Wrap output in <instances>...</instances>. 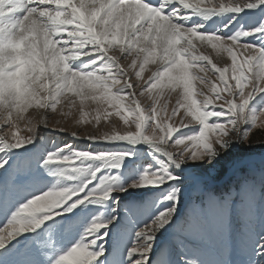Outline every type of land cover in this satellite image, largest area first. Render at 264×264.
Instances as JSON below:
<instances>
[{
	"label": "snow or ice",
	"instance_id": "snow-or-ice-1",
	"mask_svg": "<svg viewBox=\"0 0 264 264\" xmlns=\"http://www.w3.org/2000/svg\"><path fill=\"white\" fill-rule=\"evenodd\" d=\"M258 6H264V0L231 4H213L211 0H158L156 4L150 0H0V111L3 113L0 125L4 126L0 128L3 134L0 190L4 187L18 190L20 161L10 163V153L26 148L36 138L38 127L23 113L31 107L55 112L64 101L75 105L76 101L66 93L80 100L81 114L84 101L90 100L107 105L99 109L105 118L113 114L109 108H115V115L126 124L129 113L135 117L132 122L135 131L100 137L91 135L85 139L93 143H144L166 158L159 171L153 172L149 166L138 181L121 188H113L114 176H105L95 184L93 181L105 166L118 169L124 156L76 153L73 158L56 154H47L43 160L37 158V167L49 169L60 161L57 165L65 166L68 172L84 179L73 188L54 186L30 195L23 203L7 210L0 202V216L4 218L7 211L6 224L0 226V264H95L104 254L103 245H99L98 251L90 249L107 235L106 230L116 222L115 217L104 223L94 219L79 239L55 260L46 255L50 241L46 235L39 239L41 233L37 230L56 215L72 213L85 203L108 201L114 193L145 186H167L170 190L164 198L166 207L136 232L138 242L134 241L126 256L131 264H151L156 234L174 223L180 203L179 178L171 175L167 168L179 169L189 162L211 164L234 140L247 141L251 128L264 118V103L258 110H249L250 103L264 93V47L240 42L243 37L264 34V22L251 32L220 36L199 31L202 24L188 26V21L197 14L207 19L225 13L239 14ZM230 23L225 28H229ZM261 39L264 40V35ZM195 42L227 53L231 64L220 68L212 63L209 55H197ZM125 60L128 63L122 66ZM77 61L80 64L73 68ZM149 64L157 66L142 83V73ZM210 67L211 74H219V84L207 78ZM194 81L210 87L211 94H205L202 89L195 91ZM165 88L181 89L172 111L167 113V120H173L181 109L185 117L191 118H181V126L190 131L175 139L173 133L180 132L181 128L165 127L167 120L161 116L162 112H167V104L158 108V96L152 97L151 110L146 117L138 99L146 92L150 94L154 89ZM197 95L203 96L199 102L194 98ZM13 113H16L15 118ZM99 119L98 115L97 122ZM20 121L28 126L26 137L17 135ZM37 123L47 127L46 121ZM71 135L79 138L76 132ZM180 145L183 148L177 152L169 150ZM70 147L65 145V148ZM81 160L105 163L85 175L86 169L74 167ZM109 160L116 163L107 165ZM56 175L65 180L74 179L63 171ZM262 188L264 177L260 181L244 179L238 187L217 196L205 192L202 184L195 182L185 219L176 225L172 245L162 250L160 264H237L235 257L239 258V264H264ZM116 203L113 200V204ZM234 219L238 222L235 231ZM24 233H36L26 248H34L40 255L39 260L31 255L18 262L11 259L17 247L12 242ZM193 241H211L214 255L205 258L202 253L192 251Z\"/></svg>",
	"mask_w": 264,
	"mask_h": 264
},
{
	"label": "rangeland",
	"instance_id": "rangeland-1",
	"mask_svg": "<svg viewBox=\"0 0 264 264\" xmlns=\"http://www.w3.org/2000/svg\"><path fill=\"white\" fill-rule=\"evenodd\" d=\"M233 2H242V0H211V3L213 4H231ZM259 13L261 15L258 16L257 19L263 20V11H259ZM251 14L252 13H247L246 16L249 17ZM247 20L248 19H246V22L249 23L250 19L248 21ZM257 26L258 25H251L246 28L251 30L256 29ZM217 35L224 36L225 34L219 32ZM261 36L262 35L259 36L256 43L259 46L264 47V40L261 39ZM196 54L201 55L197 52ZM203 54L208 55L205 51ZM224 54L227 55L226 59L228 58L230 60L228 54ZM240 59H242V57ZM127 63L128 61H123L122 66ZM203 63H207V61H204ZM229 63L231 64V60ZM79 64V61L74 63V65L77 66ZM156 66L157 65L154 64L145 66V71L141 76L142 83L151 74L150 70L155 69ZM191 71H195V69H192ZM209 72L211 74V67ZM199 75L204 74L199 73ZM218 75V73L214 75L211 74L208 75L207 78L213 83L219 84ZM227 75L230 77V70ZM132 82L135 83V77H133ZM232 83L234 84V81ZM193 84L195 91H200L202 89L205 94H211L210 87H206L196 81H194ZM180 91L181 89L179 88H177L175 91L168 88H165L162 91L159 89H154L150 94L146 92L144 96L138 97L142 109L145 110L146 117L147 112L151 110L150 105L153 103L152 97L158 96V108L164 104H167V112L161 113V116L167 120V113L172 111L173 106L176 104L177 93ZM222 95H227V93H222ZM66 96L75 100V105L67 104V101H64L57 106V110L55 112H53L51 109L31 107L23 113V115L27 117L32 124L38 127L36 138L39 139V144L37 143L35 146V140L32 143L33 145L29 144L26 147L28 148L26 152H29V154L25 156L16 157L10 154L12 158L10 163L16 160L20 161V178L17 181L18 190H11L8 187H4L2 190H0V201L3 202V206L6 210L14 207L18 203H23L24 200L30 195L51 190L54 186L58 189L65 187L73 188L78 185L80 180L84 179L83 176L79 177L74 173L68 172L65 166L57 165L61 163L60 161H56L49 169L37 167L35 163L37 158L43 160L47 154H56L58 157L67 156L69 158H73L76 153L85 152L91 154L92 152L94 153L98 150H102L101 152H98V154H100L104 153L105 150L107 153L114 154L110 156H124L125 158L119 162L120 167L118 169L106 168L108 166H105L103 171L97 173V180H95L97 182H99V180L105 176L116 177L117 185H115L113 188L127 187L132 182L138 181L140 179L141 175L144 174L145 168L151 166V171L157 172L159 171L160 166L165 163L166 158L163 157L162 154L155 152L153 149L150 150L146 149L145 147V149H136L121 146L116 144L117 142L93 143L90 140L85 139V137L91 135L100 137L105 134L111 135L114 132L125 134L129 130L135 131V126L132 123L135 117L132 113H129L127 117L128 123L126 124L120 119V116L115 115V108H109L108 111L113 114L105 118L103 112L99 109L101 106L103 108H107V105L103 104L102 102L94 103L90 100L84 101V112L81 114L79 111L80 100L74 97L71 93H66ZM194 98L199 102L203 99V96L197 95ZM219 103L220 101H217V104ZM261 103H264V93L250 103L249 110H258ZM133 107H135V105H133ZM125 111H127V109H125ZM41 113L45 114L44 121L47 122V127H45L43 123V125H39L37 123V117H39ZM2 114V111H0V115ZM15 115L16 113H13V118H15ZM98 115L100 117L99 122L96 120ZM182 117H184L185 120L191 119L190 117H185L184 110L181 109L173 120H167V123L165 124V127L179 126L181 128L180 132L173 133V139L180 137L182 134H187L190 131V129L183 128L181 126ZM157 122H160L159 117ZM129 125H131V128H129ZM3 127V125H0V128ZM244 127H248V125H245ZM60 129H63V131ZM46 130L51 133L46 132ZM73 132L78 133L79 138L72 136L71 133ZM0 133L2 134V132ZM55 133H58L59 135L57 138ZM28 134V126L24 121H20L17 126V135L26 137ZM8 139H12L10 134ZM83 140H88L89 143H86ZM169 143H171V138ZM65 145H70L71 147L65 148ZM0 146L3 145L0 144ZM181 148H183V145L173 146L169 150L177 152ZM242 148H247V150H244L246 152L242 151ZM59 149H64V151H58ZM0 155H2V153H0ZM254 155H264V118L257 121L256 127L251 128L247 141L240 143L235 142L234 140V142L228 146L227 150L218 155L211 164L203 162H189L184 164L185 166L196 164L199 166L198 170L194 169L193 172H189L190 174L187 173V171H181L180 168V170L172 166L167 168V171L171 175L179 178L178 183L181 189L180 203L174 217V223L166 228H162L156 234L151 264H160V260H158L159 255L157 253L159 246H162L164 249H166L172 245L173 236L175 235V227L177 224L181 223L186 216L187 209L192 201V187L195 182H198L197 178L205 173L208 175H213V177L218 180L226 173L228 170L227 168H229V165L234 161L242 159L246 156ZM90 161H92V166L84 168L86 169L85 175L87 174V171L95 170L105 163L103 161ZM113 163H116V161H107V165H111ZM118 170L122 171L119 172ZM61 171H63L65 175H72L74 179L65 180L61 177H58L56 173ZM262 177H264V165H260L259 167H251L248 169L246 168L244 173L238 172L236 177L233 178V182L230 184L228 189L223 190L222 192L221 190L212 189L204 182L200 183L202 184L203 190L205 192H211L217 196H221L230 188L238 187L239 183L244 179L255 178L257 181H260ZM95 181H93L94 184ZM169 190L170 189L167 186H145L144 188L135 190L129 189L125 192L114 193L112 198L108 201L100 202L98 204L85 203L80 205L72 213H68L67 215H56L53 219L48 220L41 227V229L37 230L39 233H41L39 239H44L46 235L50 241V243L46 246V255L50 259L55 260L60 254H63L65 251H67L70 246H72L73 243L79 239L81 233H83L90 226L94 219L97 220V222L104 223L115 217L116 222L108 226V229L106 230L107 235L98 242L96 247L90 249V251H98L99 245H103L104 254L99 256L98 261H96L95 264H131V261L127 260L126 256L129 249L133 246L134 241L138 242L136 232L145 225L149 224L157 215V213L166 207L167 201H165L164 198L166 195H168ZM261 191L264 192V188H262ZM186 192H191V195L187 198L185 196ZM10 194L13 196L10 197ZM8 197H10L9 200L5 202ZM113 200L117 201L118 203L114 205ZM114 208L115 211H113ZM117 216L119 217L118 219ZM6 218L7 211L4 218L0 216V226L6 224ZM233 229L234 231L238 229V222L235 219L233 220ZM20 236L18 240H14L12 242V244L16 245L17 247L16 254L11 257V259L14 262H18L27 259V257L31 255L35 259L39 260L40 255L34 248H26V245H29L33 238L36 237V233H24ZM163 240H165L164 243ZM192 243V251L202 253L205 258H210L214 255V245L211 241H193ZM9 247H11V245Z\"/></svg>",
	"mask_w": 264,
	"mask_h": 264
},
{
	"label": "bare ground",
	"instance_id": "bare-ground-1",
	"mask_svg": "<svg viewBox=\"0 0 264 264\" xmlns=\"http://www.w3.org/2000/svg\"><path fill=\"white\" fill-rule=\"evenodd\" d=\"M206 2H207V0H206ZM189 22L190 21H188V23ZM195 43L198 45L196 52L197 53H200L201 55H204L203 54L204 51L207 52V54L209 55V58L212 60V63L215 64L217 67L223 68V67L226 66V64L227 65H230V63H229L230 60L228 58L226 59V56L227 55H225L224 53L220 52L219 50L214 51L213 49H211L210 46H208L206 44H201V42H195ZM117 47H119V46H117ZM209 75H211L210 72H209ZM44 118H45V114L44 113L43 114L41 113L39 115V117H37V120L38 121H44ZM38 124L41 125L42 123H38ZM39 129H41V128H39ZM122 143L127 144L128 147L134 146V147H137V148H144V147L150 146V145H146L144 143H137L135 145H133L131 143H128V142H122ZM134 147H132V148H134ZM150 147H148V148H150ZM150 149H152V148H150ZM244 158L238 159V160L235 161V163H232L230 165V167L228 168L227 173L225 174V177L224 178H228L229 176H231L232 174H234L235 171L238 169V167H240L242 165V162H244V161L248 162V164H252V163H262V162H264V157L246 156ZM198 168H199V166L197 164L196 165H186V166L185 165H182L180 167L181 170L187 171V172H190V171L193 172L194 169L195 170H198ZM200 178L205 179V180H208L210 182H214V181H211L212 178L210 176H207V174H205V176L204 175L200 176Z\"/></svg>",
	"mask_w": 264,
	"mask_h": 264
},
{
	"label": "trees",
	"instance_id": "trees-1",
	"mask_svg": "<svg viewBox=\"0 0 264 264\" xmlns=\"http://www.w3.org/2000/svg\"><path fill=\"white\" fill-rule=\"evenodd\" d=\"M244 150H247V148H242V151H244ZM244 152H246V151H244Z\"/></svg>",
	"mask_w": 264,
	"mask_h": 264
}]
</instances>
